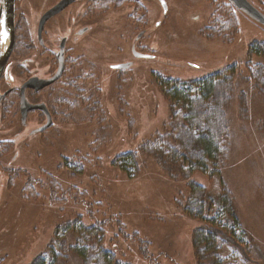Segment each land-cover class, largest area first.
<instances>
[{
  "label": "trees",
  "instance_id": "1",
  "mask_svg": "<svg viewBox=\"0 0 264 264\" xmlns=\"http://www.w3.org/2000/svg\"><path fill=\"white\" fill-rule=\"evenodd\" d=\"M216 16H220V11ZM209 27L212 33L217 29L219 39L223 38V33H237L234 21L227 13L226 19H213ZM249 55L258 59L245 64L249 72L247 82L264 94V43L252 44ZM245 62L240 58L232 61L226 68L228 75L216 72L184 80L171 75L160 76L152 71L155 90L164 95L170 108V123L165 125L162 134L140 145L141 158L133 150L132 154L115 152L107 159L109 162L105 166L112 169L114 175H100L95 171L85 175L94 163L103 164L89 153L88 137L102 132L101 128H95V120L103 128L111 114L102 108L98 78H85L83 72L70 78L62 107L73 115L75 128L59 130L48 139L50 149L38 156L34 172L46 180L30 178L23 188L24 193L50 197L48 199L59 205L60 210L55 215L59 219H56L57 229L63 233L59 241L61 256L62 253H75L82 264H141V260L148 264L165 261L171 264H233L220 256L219 249L220 241L240 248L235 240L240 227L232 202L224 191L218 197L212 196L196 177L209 179L216 175L219 183H224L221 163L224 154L229 152L230 133L227 121L223 123L222 120L225 110L221 109L220 101L225 102L227 108L230 106L235 72ZM176 107L184 110V118H177ZM41 158L45 160L42 162ZM153 160L157 162L154 168L151 167ZM142 172H146L145 181L150 175L154 179L156 185L148 190L154 193L155 206L163 210V214L140 201V194L146 191L143 183L137 186V177ZM52 175H58V178ZM67 175L74 179L70 186H67ZM76 175L86 178L76 179ZM111 178L121 181L122 186L115 189V198L111 197L115 209L103 210V197L108 195L107 187L113 182ZM168 180L173 187L167 188L174 191V195L166 198L162 186ZM35 186L41 189L40 194ZM159 202H162L161 206ZM157 217L172 222L180 220L178 228L182 227L188 234L178 235H186L187 246L177 240L173 247L171 237L177 229L167 227L165 230L164 227L159 230L153 222ZM191 219L197 223L192 225ZM50 254V263L37 256L29 264H55L59 255L56 250ZM179 259L185 261L180 263Z\"/></svg>",
  "mask_w": 264,
  "mask_h": 264
},
{
  "label": "rangeland",
  "instance_id": "2",
  "mask_svg": "<svg viewBox=\"0 0 264 264\" xmlns=\"http://www.w3.org/2000/svg\"><path fill=\"white\" fill-rule=\"evenodd\" d=\"M189 1L192 4L184 5L183 12L205 9L206 0ZM208 12L210 8L202 14ZM228 14L229 19L234 21L237 33L232 31L223 33L222 39L217 38V29L213 32L214 35L211 31H205L204 27L211 26L213 19H201L200 22L190 19H147V23L140 26L134 25L130 20L131 25L127 24L129 32L125 36L118 35L119 45L113 48L109 47L108 35L98 36L95 57L83 60L81 72L85 78L86 76H91L92 79L98 78L102 108L111 115L107 117L108 123H105L103 128L95 120V128H101L102 132L88 137L90 138L89 153L92 158L94 157L103 164L94 163V167L85 175H92L93 171L100 175H114L112 169L105 166L106 162H109L107 159L112 158L115 152H121L119 155L124 152L132 154L133 150L138 153L141 144L150 141L157 134H162L166 129L165 125L170 123V108L164 95L158 94L155 90L152 71H156L160 76L169 77L171 75L170 77L183 80L196 77V75H212L216 72L228 75L226 68L232 61L240 58L246 62L238 66L235 72L231 104L227 108L226 103L220 101L221 109L225 110L222 113L224 114L222 120L223 123L227 121L230 133L229 152L224 154L221 163L224 183L221 185L216 175L209 179L202 177H196V179L203 183L214 197H218L224 191L232 202L234 214L238 217L240 229L236 232L237 239L235 240L240 248L231 247L220 241V256L229 259L233 264H264V94L256 90L253 84L249 86L247 82L249 72L245 67L248 61L258 59L256 56H250L249 50L256 42L264 43V28L262 29L245 16L239 15L237 19L230 6H228ZM25 15L29 18L32 13L26 11ZM155 21L161 23L158 28L154 26ZM21 26H26V22H21ZM143 28L148 29V35L145 37L146 40L142 39L137 45L143 48L145 43L151 45L147 48L151 52L147 51V53L153 55V58L136 61L134 66L128 70L111 69L113 64L124 62L127 59L132 60L129 47L137 33L135 30L139 31ZM154 28L157 29L156 32ZM172 29L177 31L176 36L169 33ZM111 41L113 42L112 39ZM27 58L28 52L25 51V54H22L21 50L16 47L12 56L13 65L9 71L11 78L19 77L22 70L26 73L25 71L30 69L28 62L25 67L21 66L22 61ZM27 75L26 73V77ZM61 84L64 90L68 89V87L65 88L64 81ZM240 97L243 99L240 100ZM119 99L122 102H119ZM113 100H115L114 104ZM174 112L179 119L185 116L184 110L180 107L174 108ZM65 114L57 115L50 130L30 137V145L34 146V150L24 159L20 175H13L9 178L6 175H0V264H29L37 256L43 257L47 263H50L52 259L49 252L53 250H56V255H59L55 264H82L77 254L65 253L64 255L62 253L61 256L59 252V241L63 237V233L57 229L56 219L58 217L55 215L57 210H60L57 207L59 205L48 199L50 197L39 196L34 192H23L30 178L46 180L43 175H35L34 172H36L35 161L37 164L39 161L38 156H41L46 149H50L48 139L59 130L75 128L72 123L73 115H69L66 110ZM5 126V124H0L2 135L5 140H12L8 137L13 134V131L6 129ZM91 134L95 135V132ZM99 137L102 139H98ZM23 141V137L20 136L16 142L18 147ZM141 157L142 155L139 158ZM44 160L45 158H41L42 162ZM155 165H157L156 161L151 167L154 168ZM85 168L88 166L86 165ZM149 170L152 169L149 168ZM85 175H76L74 178L84 179ZM145 175L146 172H142L137 177L139 181L137 186L143 183L142 185L146 188V191L140 194L139 199L143 204L146 203L158 213L163 214V210L155 206V199L152 198L154 193L151 194L148 190L156 183L151 175L149 180L145 181ZM52 176L58 178V175ZM70 176L72 175L66 176L67 186L74 182ZM111 180L113 182L107 187L108 195L103 197V210L115 209L111 197L115 198L117 195L115 189L122 186L121 181L118 182L114 178ZM115 185L117 188H114ZM169 186L170 189L173 187L170 180L165 181L162 186L166 198L174 195V191L167 188ZM35 187L40 194L41 189ZM96 195L100 196V193L97 192ZM161 204L162 202H159L160 206ZM166 221L170 223L164 224ZM179 221L172 222L168 218L158 217L153 219L161 231L164 227H166L165 230L167 227L177 229L171 237L173 247L177 240L178 243L187 246L185 244L186 235H178L179 233L188 234L187 231L182 230V227L178 228ZM189 221L192 225L197 223L192 219ZM178 248L182 249L179 246ZM169 253L172 254V251ZM178 261L182 263L185 260L179 259ZM141 264H148V262L141 260ZM161 264L171 263L165 261Z\"/></svg>",
  "mask_w": 264,
  "mask_h": 264
},
{
  "label": "flooded vegetation",
  "instance_id": "3",
  "mask_svg": "<svg viewBox=\"0 0 264 264\" xmlns=\"http://www.w3.org/2000/svg\"><path fill=\"white\" fill-rule=\"evenodd\" d=\"M63 1L14 2V42L9 57L0 71V124H5L6 129L13 131L8 137L12 140H5L0 130V175H6L7 178L20 175L24 159L33 152L34 146L30 145V137L50 130L57 115H64L62 100L67 90H64L61 83L64 81L67 88L70 78L83 70V60L95 57L100 34L108 35L109 47L113 48L119 45L118 35L125 36L129 32L130 20L134 25L140 26L147 23V19H190L194 22H200L201 19H226L228 6L234 11L237 19L239 15L244 16L229 0H206L203 11L193 9L187 12H183L182 7L191 5L189 0ZM246 1L264 15V0ZM60 3V10L47 16V13ZM208 8L210 12L202 14ZM26 11L32 13L29 18L25 15ZM217 11H220L219 17L216 16ZM21 22H26V26H21ZM160 25V21L154 22L157 28ZM204 28L207 32L211 31L209 26ZM135 31L137 33L129 47L132 60L127 59L113 64L111 69L128 70L136 61L153 58V55L147 53V48L151 45L145 43L144 48L137 45L142 39L146 40L148 29ZM169 33L172 36L177 35L174 29ZM16 47L22 54L28 52V58L21 63L22 67H25L27 62L30 64V69L25 71L29 75L27 77L24 70L19 77L9 76ZM133 50L140 57L134 55ZM124 64L130 66L114 68ZM24 77L26 78L22 80ZM44 82L49 83L42 86ZM20 136L24 141L18 147L16 142Z\"/></svg>",
  "mask_w": 264,
  "mask_h": 264
},
{
  "label": "water",
  "instance_id": "4",
  "mask_svg": "<svg viewBox=\"0 0 264 264\" xmlns=\"http://www.w3.org/2000/svg\"><path fill=\"white\" fill-rule=\"evenodd\" d=\"M229 1L238 11L242 12L245 17H248L253 23L264 28V15L256 10L246 0ZM14 2L15 0H0V71L9 57L14 42ZM63 2L68 1L64 0ZM61 3L56 6L54 10L47 13V16L58 12L61 8ZM133 54L140 57V55L135 54L134 50ZM129 66L130 64H124L114 68H128ZM48 83L49 82H44L42 86ZM47 126L48 124L45 127Z\"/></svg>",
  "mask_w": 264,
  "mask_h": 264
},
{
  "label": "bare ground",
  "instance_id": "5",
  "mask_svg": "<svg viewBox=\"0 0 264 264\" xmlns=\"http://www.w3.org/2000/svg\"><path fill=\"white\" fill-rule=\"evenodd\" d=\"M240 12V11H239ZM242 13V12H241ZM243 14V13H242ZM244 15V14H243ZM245 16V15H244ZM248 18V17H247ZM249 19V18H248Z\"/></svg>",
  "mask_w": 264,
  "mask_h": 264
}]
</instances>
